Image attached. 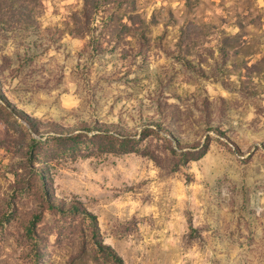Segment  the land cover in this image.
Instances as JSON below:
<instances>
[{
  "label": "rangeland",
  "instance_id": "rangeland-1",
  "mask_svg": "<svg viewBox=\"0 0 264 264\" xmlns=\"http://www.w3.org/2000/svg\"><path fill=\"white\" fill-rule=\"evenodd\" d=\"M97 1L0 0V264H264V0Z\"/></svg>",
  "mask_w": 264,
  "mask_h": 264
},
{
  "label": "trees",
  "instance_id": "trees-1",
  "mask_svg": "<svg viewBox=\"0 0 264 264\" xmlns=\"http://www.w3.org/2000/svg\"><path fill=\"white\" fill-rule=\"evenodd\" d=\"M85 1V11H84V16L86 19H88L90 17V15L93 12V7H95V5L98 3L97 0H84ZM114 128V127H111Z\"/></svg>",
  "mask_w": 264,
  "mask_h": 264
}]
</instances>
